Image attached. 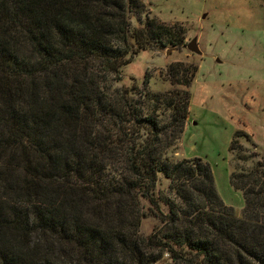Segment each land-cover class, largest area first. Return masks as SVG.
Segmentation results:
<instances>
[{
    "label": "trees",
    "instance_id": "16d2710c",
    "mask_svg": "<svg viewBox=\"0 0 264 264\" xmlns=\"http://www.w3.org/2000/svg\"><path fill=\"white\" fill-rule=\"evenodd\" d=\"M146 9L0 0V264H264V162L235 165L251 136L228 148L239 216L207 162L175 157L197 67L170 64L163 92L116 87L139 53L184 42Z\"/></svg>",
    "mask_w": 264,
    "mask_h": 264
},
{
    "label": "rangeland",
    "instance_id": "374dc122",
    "mask_svg": "<svg viewBox=\"0 0 264 264\" xmlns=\"http://www.w3.org/2000/svg\"><path fill=\"white\" fill-rule=\"evenodd\" d=\"M141 1L150 19L180 25L184 42L178 48L139 53L122 70L123 80L116 87H142L147 75L149 89L163 92L170 89L164 80L170 64L192 63L197 67L189 88L188 119L175 157L207 162L218 195L239 216L244 201L241 192L229 183L228 148L234 132L244 131L257 149L243 143L244 155L252 159L235 165L251 170L264 162V0ZM131 22V28L135 27V21ZM194 39L200 54L186 48ZM154 225V220H146L143 233L148 235Z\"/></svg>",
    "mask_w": 264,
    "mask_h": 264
},
{
    "label": "water",
    "instance_id": "95a60500",
    "mask_svg": "<svg viewBox=\"0 0 264 264\" xmlns=\"http://www.w3.org/2000/svg\"><path fill=\"white\" fill-rule=\"evenodd\" d=\"M186 48L191 53L200 54V51H199L198 46H197L196 39H194L190 43H188ZM169 53H170V50L167 51V54H169Z\"/></svg>",
    "mask_w": 264,
    "mask_h": 264
}]
</instances>
